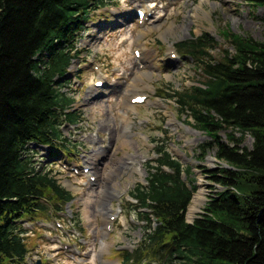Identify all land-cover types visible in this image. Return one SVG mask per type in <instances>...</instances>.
I'll return each instance as SVG.
<instances>
[{
	"label": "trees",
	"instance_id": "1",
	"mask_svg": "<svg viewBox=\"0 0 264 264\" xmlns=\"http://www.w3.org/2000/svg\"><path fill=\"white\" fill-rule=\"evenodd\" d=\"M255 1L264 6V0ZM109 4L0 0V264H27L23 220L48 218L74 199L51 167L37 166L30 145L71 153L62 125L76 122L81 112L63 88L81 52L82 32L97 10ZM222 31L229 47L221 58L213 55L216 41L207 32L177 44L196 57L203 79L161 94L175 99L180 111L210 137L199 144L197 157L203 161L214 151L221 161L217 169H205L212 181L209 199L189 222L188 208L198 189L195 171L164 143L157 144L158 157L146 163L147 183L130 192L133 211L148 225L141 247L134 255L126 251V259L264 264V39L233 32L228 25ZM248 135L252 146L244 144Z\"/></svg>",
	"mask_w": 264,
	"mask_h": 264
},
{
	"label": "rangeland",
	"instance_id": "2",
	"mask_svg": "<svg viewBox=\"0 0 264 264\" xmlns=\"http://www.w3.org/2000/svg\"><path fill=\"white\" fill-rule=\"evenodd\" d=\"M109 2L82 32L77 43L81 52L63 88L81 112L76 122L62 125L63 136L72 142L71 153L30 145L37 166L51 167L74 199L48 218L23 220L30 248L27 264H159L148 258H125L126 251L134 255L141 247L148 225L129 200L135 185L146 183V163L158 157L157 144L164 143L183 166L193 167L198 183L195 194L203 187L208 197L212 181L205 169L220 165L214 151L203 161L197 157L199 144L210 137L196 128L187 112L180 111L175 99L161 95L185 90L203 79L196 57L180 51L177 44L207 32L216 41L213 55L221 58L223 48L229 47L224 26L264 39V6L255 0ZM138 8L147 12L145 19L137 17ZM134 49L145 52V58L137 57ZM97 80L104 87L96 86ZM133 81L137 88L122 92L121 88L133 87ZM133 94H146L147 100L130 106ZM221 136L226 138L225 132ZM252 143L248 135L244 144ZM52 152L58 156L49 157ZM92 158H97L95 170L89 166ZM205 201L192 200L190 206L199 209L193 217L188 210L187 220L198 215Z\"/></svg>",
	"mask_w": 264,
	"mask_h": 264
},
{
	"label": "bare ground",
	"instance_id": "3",
	"mask_svg": "<svg viewBox=\"0 0 264 264\" xmlns=\"http://www.w3.org/2000/svg\"><path fill=\"white\" fill-rule=\"evenodd\" d=\"M196 14H198V11H196ZM199 16H200V14H199ZM141 60L142 59H144L145 58V52H141V56L139 57ZM142 62V61H141ZM132 86L133 87H131V88H127V87H124V88H121L122 89V92L123 91H127V92H130V91H132V90H135V88H137V85H136V83L133 81V83H132ZM102 87H104V85H102ZM95 90H98L97 88H95ZM137 95H141V94H133V95H131V97H129V100H128V102H129V104H130V106H132V98H134V97H136ZM145 102V101H144ZM122 116V119L123 120H125L126 118H127V116L125 115V113H124V115H121ZM96 160H97V158L95 159V161H93V158H92V160H91V163L89 164V166H91L92 165V169H96V166L94 165L95 164V162H96ZM210 161H211V163H214V158L212 157H210ZM205 199V189L203 188V187H201L200 189H199V191L195 194V196H194V198H193V200L195 201V203H200V202H202L203 200ZM199 208L196 206V205H191L190 206V209H189V215H190V217H193V215H194V213L198 210Z\"/></svg>",
	"mask_w": 264,
	"mask_h": 264
},
{
	"label": "water",
	"instance_id": "4",
	"mask_svg": "<svg viewBox=\"0 0 264 264\" xmlns=\"http://www.w3.org/2000/svg\"><path fill=\"white\" fill-rule=\"evenodd\" d=\"M224 166H229L227 163H223Z\"/></svg>",
	"mask_w": 264,
	"mask_h": 264
}]
</instances>
